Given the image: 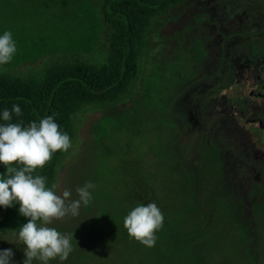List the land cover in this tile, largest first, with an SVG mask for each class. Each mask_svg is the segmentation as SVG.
<instances>
[{
  "label": "rangeland",
  "instance_id": "374dc122",
  "mask_svg": "<svg viewBox=\"0 0 264 264\" xmlns=\"http://www.w3.org/2000/svg\"><path fill=\"white\" fill-rule=\"evenodd\" d=\"M100 3L0 0V31L12 33L17 49L0 73L38 78L53 65L102 62L108 29ZM84 31H91L87 40ZM89 42V52L70 49ZM253 67H264L263 0H185L153 22L128 94L83 105L74 116L71 146L59 159L54 183L72 199L83 183L95 187L78 216L49 224L73 233V249L60 264H264V211L249 215L247 196L243 202L220 185L215 161L201 148L206 139L215 143L220 113L211 111L210 97L218 91L249 114L255 76L246 68ZM238 80L237 97L230 85ZM194 111L201 129L207 125L205 136L187 122ZM253 111L264 119V106ZM189 182L195 183L191 202ZM142 198L155 202L164 217L152 247L123 227L124 215ZM15 231L0 234V249L11 248L12 264H21L24 246L16 244Z\"/></svg>",
  "mask_w": 264,
  "mask_h": 264
},
{
  "label": "trees",
  "instance_id": "16d2710c",
  "mask_svg": "<svg viewBox=\"0 0 264 264\" xmlns=\"http://www.w3.org/2000/svg\"><path fill=\"white\" fill-rule=\"evenodd\" d=\"M184 1L101 0L99 5L101 20L108 29L107 52L103 61L100 63L73 61L53 65L38 78L0 73V109L10 110L13 103L18 104L21 115L19 117L13 115L10 122L23 121L24 124L38 121L42 116L55 114L54 120L71 139L74 116L83 105L112 103L128 94L137 79L141 51L148 45L153 22ZM90 32H82V38L87 40L91 37ZM90 42L88 45L85 43L79 48L70 49L89 52ZM67 49L65 47V50ZM194 59L200 61L198 58ZM233 86L234 83L230 85L231 88ZM205 147L213 148L207 155L215 161L213 171L216 175L213 177L218 178L223 162L222 154L215 149L214 144H206ZM228 147L233 149L234 145L229 144ZM62 153L57 150L42 168L37 169L40 175L46 177V185L54 183ZM177 163L176 165H181ZM184 168L185 179L188 181L190 169ZM0 172H3V166H0ZM232 178L231 175L229 179ZM194 185L195 183L187 185L191 188L190 202ZM224 186L232 193L234 191L237 193L236 186L227 184ZM142 203L148 202L142 198ZM17 207L18 204L11 208H0V234L15 231L18 225L26 222V218L17 213ZM251 213L252 208L249 215Z\"/></svg>",
  "mask_w": 264,
  "mask_h": 264
},
{
  "label": "clouds",
  "instance_id": "9594fccd",
  "mask_svg": "<svg viewBox=\"0 0 264 264\" xmlns=\"http://www.w3.org/2000/svg\"><path fill=\"white\" fill-rule=\"evenodd\" d=\"M16 50L12 33L7 29L0 31V65L10 62ZM13 115H21L16 103L10 110L0 109V166H3L0 208L18 204L17 213L26 218L14 232L16 244L24 246L21 264H50L53 259L60 264L73 249V233L58 231L49 224L53 219L78 216L81 207L90 203V189L95 185L85 182L76 187L74 199L70 198L72 193L67 188L58 191L56 183L46 185V177L37 169L42 168L57 150L64 152L70 148L69 135L54 120L55 114L27 124L10 122ZM163 219L155 202L137 203L124 215L123 227L130 238L152 247ZM12 255L11 248L0 249V264H12Z\"/></svg>",
  "mask_w": 264,
  "mask_h": 264
},
{
  "label": "flooded vegetation",
  "instance_id": "af4514ba",
  "mask_svg": "<svg viewBox=\"0 0 264 264\" xmlns=\"http://www.w3.org/2000/svg\"><path fill=\"white\" fill-rule=\"evenodd\" d=\"M246 72L255 76L253 78L255 88L248 93L250 99L248 115H242L241 111L233 108L229 99L232 95L218 91L210 97L211 111L220 113V120L213 129L212 137L215 149L222 154L223 160L217 179L221 186L224 184L236 186L238 197L241 199L247 196L252 209L264 211V119H259L253 111L255 107L264 106V67L246 68ZM238 82L239 80L234 82L235 86L231 93H236L237 97L240 87ZM187 122L191 127H197L196 131L205 136L207 125L201 129L202 122L195 111L189 112ZM206 141L208 140L201 144L205 154L212 152L213 149L205 147ZM229 144L234 145L233 149L228 147ZM231 175L233 178L229 179ZM247 178L249 180H245ZM245 187L248 190L241 191V188ZM241 201L245 202V199Z\"/></svg>",
  "mask_w": 264,
  "mask_h": 264
}]
</instances>
